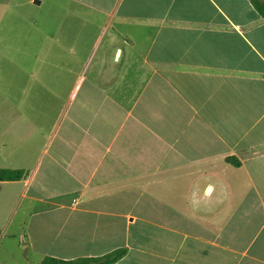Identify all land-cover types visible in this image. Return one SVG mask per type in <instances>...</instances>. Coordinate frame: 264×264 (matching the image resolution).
I'll list each match as a JSON object with an SVG mask.
<instances>
[{
  "label": "crops",
  "instance_id": "1",
  "mask_svg": "<svg viewBox=\"0 0 264 264\" xmlns=\"http://www.w3.org/2000/svg\"><path fill=\"white\" fill-rule=\"evenodd\" d=\"M11 59L29 64L0 134L17 159L0 168L27 175L0 181L15 187L0 210L23 203L28 264L120 248L115 264H264V19L249 0H0Z\"/></svg>",
  "mask_w": 264,
  "mask_h": 264
},
{
  "label": "rangeland",
  "instance_id": "2",
  "mask_svg": "<svg viewBox=\"0 0 264 264\" xmlns=\"http://www.w3.org/2000/svg\"><path fill=\"white\" fill-rule=\"evenodd\" d=\"M27 64H29V62H18L13 59L0 61V72H3L0 73V134L3 127L2 119L4 117H11L10 121H13L14 116L11 113H13L14 110L11 108L10 102L16 100L14 87L15 75L16 72L25 70ZM27 128L28 126L26 125L25 130H27ZM11 144L13 145V142ZM1 145L2 141H0V146ZM14 149H19V147H14ZM0 159L12 162L17 158L14 157L13 148L7 153H2L0 147ZM33 162L34 157L30 156L26 163L27 165H32ZM10 189L15 190V187L6 185L3 189H0V202L2 201L4 191H9ZM22 206L23 203L16 207L17 210H15L14 207V214H9L10 208L5 211L0 210V235L3 234L2 239H0V264H28L26 258H34V256L27 251L23 238L18 235L24 223ZM14 233L17 234L15 235ZM35 264H39V262Z\"/></svg>",
  "mask_w": 264,
  "mask_h": 264
},
{
  "label": "trees",
  "instance_id": "3",
  "mask_svg": "<svg viewBox=\"0 0 264 264\" xmlns=\"http://www.w3.org/2000/svg\"><path fill=\"white\" fill-rule=\"evenodd\" d=\"M256 11L264 19V0H249ZM227 163L240 167L241 162L236 156H231L226 159ZM26 173L22 170L2 169L0 168V181H20L25 179ZM126 248L117 249L101 257H84L73 260H62L53 257H46L40 264H115L127 255Z\"/></svg>",
  "mask_w": 264,
  "mask_h": 264
}]
</instances>
